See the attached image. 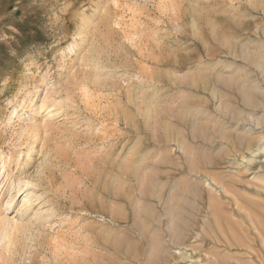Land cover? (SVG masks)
I'll return each instance as SVG.
<instances>
[{
	"label": "rangeland",
	"instance_id": "1",
	"mask_svg": "<svg viewBox=\"0 0 264 264\" xmlns=\"http://www.w3.org/2000/svg\"><path fill=\"white\" fill-rule=\"evenodd\" d=\"M0 264H264V0H0Z\"/></svg>",
	"mask_w": 264,
	"mask_h": 264
},
{
	"label": "bare ground",
	"instance_id": "2",
	"mask_svg": "<svg viewBox=\"0 0 264 264\" xmlns=\"http://www.w3.org/2000/svg\"><path fill=\"white\" fill-rule=\"evenodd\" d=\"M185 149V148H184ZM184 151V150H183ZM217 185V184H216ZM223 187V186H222ZM156 194V193H155ZM179 221V220H178ZM175 240H176V238L175 237H173L172 238V240H171V242H172V244L173 245H177V242L175 243ZM181 245V244H180Z\"/></svg>",
	"mask_w": 264,
	"mask_h": 264
}]
</instances>
